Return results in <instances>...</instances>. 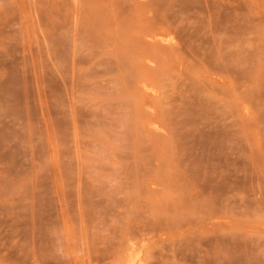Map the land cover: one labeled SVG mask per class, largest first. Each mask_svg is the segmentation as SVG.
I'll return each mask as SVG.
<instances>
[{"label":"rangeland","instance_id":"rangeland-1","mask_svg":"<svg viewBox=\"0 0 264 264\" xmlns=\"http://www.w3.org/2000/svg\"><path fill=\"white\" fill-rule=\"evenodd\" d=\"M0 264H264V0H0Z\"/></svg>","mask_w":264,"mask_h":264}]
</instances>
